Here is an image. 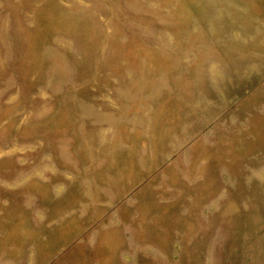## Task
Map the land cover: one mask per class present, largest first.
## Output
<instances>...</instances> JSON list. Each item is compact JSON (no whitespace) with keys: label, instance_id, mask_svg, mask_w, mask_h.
<instances>
[{"label":"rangeland","instance_id":"1","mask_svg":"<svg viewBox=\"0 0 264 264\" xmlns=\"http://www.w3.org/2000/svg\"><path fill=\"white\" fill-rule=\"evenodd\" d=\"M0 264H264V0H0Z\"/></svg>","mask_w":264,"mask_h":264}]
</instances>
